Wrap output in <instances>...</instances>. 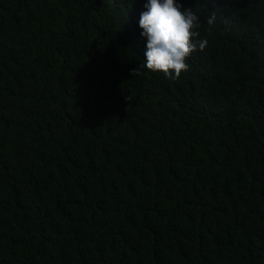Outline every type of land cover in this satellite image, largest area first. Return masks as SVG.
Here are the masks:
<instances>
[{
    "label": "trees",
    "instance_id": "obj_1",
    "mask_svg": "<svg viewBox=\"0 0 264 264\" xmlns=\"http://www.w3.org/2000/svg\"><path fill=\"white\" fill-rule=\"evenodd\" d=\"M146 3L0 0V264H264V0H177L178 79Z\"/></svg>",
    "mask_w": 264,
    "mask_h": 264
},
{
    "label": "clouds",
    "instance_id": "obj_2",
    "mask_svg": "<svg viewBox=\"0 0 264 264\" xmlns=\"http://www.w3.org/2000/svg\"><path fill=\"white\" fill-rule=\"evenodd\" d=\"M147 9L140 14L141 36L146 38L145 60L134 72L144 67L162 72L166 77L178 79L189 68L187 59L197 49L203 51L207 39H198L199 16L191 8L182 10L177 0H147ZM215 16L207 23L213 24ZM174 72V76H173Z\"/></svg>",
    "mask_w": 264,
    "mask_h": 264
}]
</instances>
